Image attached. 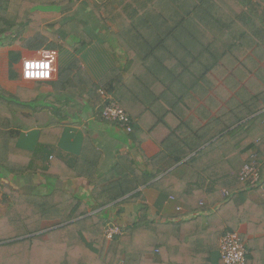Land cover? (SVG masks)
Segmentation results:
<instances>
[{
	"label": "trees",
	"instance_id": "1",
	"mask_svg": "<svg viewBox=\"0 0 264 264\" xmlns=\"http://www.w3.org/2000/svg\"><path fill=\"white\" fill-rule=\"evenodd\" d=\"M10 4L0 0V47L37 50L48 43L36 6L24 2L13 11ZM121 10L140 17L132 27L167 33L157 44L144 34L128 38L129 67L100 86L111 95L118 84L123 91L111 97L122 108L123 101H134L139 118L123 108L134 145L151 139L160 152L143 164L130 155L119 156L105 172L84 155L69 164L50 160L41 174L57 184L46 194H6L12 206L0 220V264H214L208 253L200 252L211 238L215 241L209 231L198 233L200 215L209 213V220L224 216L235 206V192L246 191L244 167L264 169V67L250 68L246 48V34L251 37L258 16L248 15L246 8L232 14L230 0H126ZM36 26L34 35L25 37ZM259 43L264 46V40ZM48 46L54 49L55 42ZM70 76L60 72L62 81ZM89 84V103L101 109V116L106 102L97 96L98 87ZM0 101L5 103V97ZM85 144L90 146L87 140ZM78 177L92 187L90 200L62 187ZM149 188L187 203L198 216L190 222H161L146 206L138 220L108 240L113 210L119 218L124 206L143 201ZM245 206L256 207L251 201ZM230 219L221 237L235 231ZM44 223L61 227L44 231ZM156 250L159 254L152 257Z\"/></svg>",
	"mask_w": 264,
	"mask_h": 264
},
{
	"label": "crops",
	"instance_id": "2",
	"mask_svg": "<svg viewBox=\"0 0 264 264\" xmlns=\"http://www.w3.org/2000/svg\"><path fill=\"white\" fill-rule=\"evenodd\" d=\"M124 1L11 0L13 11L18 10L24 2L35 6L52 3L54 5L50 7L54 9L48 12L34 11L49 35V42L42 48L36 50L17 44L0 47V100L5 97L6 101V104H0V220L12 206L10 196L6 195L9 190L41 195L54 186L55 182L49 183L41 174L44 167H50V160L69 164L82 159L80 157L84 155V160L97 163L98 170L105 172L116 164L119 156L130 155L136 162L143 164L145 158L159 154L160 148L154 141L148 139L139 146L134 145V139L122 126L103 120L101 109L93 108L89 103V82L98 87L96 94L102 98L105 89L100 86L101 83H109L111 74L118 72L120 76V72L129 67L128 38H144V34L157 44L167 33L150 32L151 29L144 30L137 25L132 27L131 23L140 21V17L122 14ZM101 6L103 12L99 11ZM106 8L109 15L104 11ZM244 8L251 10L248 15L258 16L256 26L251 29V37L249 33L246 34L250 68L257 69L264 67V46L259 43L260 39L264 40V0H230L232 14L243 13ZM34 33L35 29L32 33L26 32L25 37L33 36ZM51 42H55L54 49L48 46ZM50 50L58 54L57 72L53 80H23L24 62L39 58ZM60 72H71L70 79L62 81ZM114 85V91L108 92L110 96L116 93L118 96L123 91L118 84ZM129 99V102L123 101L126 105L123 108L131 111L134 118H139L141 112L138 106L136 108L134 101ZM86 140L90 146L85 144ZM254 152L252 150L250 154L244 155L243 159L246 160ZM260 171L261 178L256 184L243 180L246 191L235 192V206L228 208L224 216L221 214L209 220V213L200 215L198 233L203 232V235L209 231L215 236L214 243L211 238L210 245L200 249V252L208 253L214 264H221V232L227 228L225 225L230 218L248 249L249 264H264V169ZM61 185L70 194L86 200L91 198L92 187L83 177ZM247 201L256 207L245 206ZM146 206L151 208L152 217L161 222H190L198 216L196 211H190L187 203L149 188L144 192V200L125 205V212L119 218L114 217L116 210L113 208L112 223L123 227L131 225L140 218ZM180 207L182 210L177 211ZM239 210L244 212L243 215ZM54 224L44 223L43 230L61 227L51 228ZM158 254L156 250L152 257Z\"/></svg>",
	"mask_w": 264,
	"mask_h": 264
},
{
	"label": "built area",
	"instance_id": "3",
	"mask_svg": "<svg viewBox=\"0 0 264 264\" xmlns=\"http://www.w3.org/2000/svg\"><path fill=\"white\" fill-rule=\"evenodd\" d=\"M57 59V52L50 50L44 52L39 58L26 60L23 64V80L27 82L52 81L57 72ZM102 96L106 103L101 111V118L107 122L121 124L130 134L132 127L125 110L109 94L102 92ZM242 177L244 181L256 184L261 178V171L257 167L245 166L242 170ZM181 210V207L177 208V211ZM122 231L121 225L111 223L106 230L108 240L122 234ZM219 251L222 264H247L248 249L237 231H229L222 236Z\"/></svg>",
	"mask_w": 264,
	"mask_h": 264
},
{
	"label": "rangeland",
	"instance_id": "4",
	"mask_svg": "<svg viewBox=\"0 0 264 264\" xmlns=\"http://www.w3.org/2000/svg\"><path fill=\"white\" fill-rule=\"evenodd\" d=\"M46 3V2H45ZM48 6H44L43 4H41V5H38V6H36L35 7V11L36 10H39V11H41V12H48V10L49 9H54V8H51L50 6H53L54 4H52V3H50V4H47ZM38 18V17H37ZM40 20V19H39ZM34 29L36 30L37 29V26L36 27H34ZM34 29H28L27 30V32L29 33H32V32H34ZM36 84H41V83H36ZM48 227V226H47ZM45 231V230H44ZM44 231H42L41 233L43 234V237H44V239H46L47 238V236L45 235V233L46 232H44Z\"/></svg>",
	"mask_w": 264,
	"mask_h": 264
}]
</instances>
